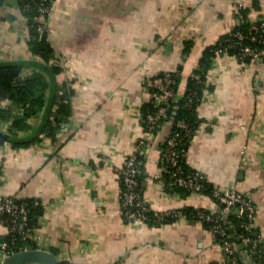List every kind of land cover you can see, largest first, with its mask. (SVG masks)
Listing matches in <instances>:
<instances>
[{"label": "crops", "instance_id": "obj_1", "mask_svg": "<svg viewBox=\"0 0 264 264\" xmlns=\"http://www.w3.org/2000/svg\"><path fill=\"white\" fill-rule=\"evenodd\" d=\"M263 17L264 0H55L48 36L55 50L51 63L62 71L50 79L42 113L19 136L41 134L56 88L73 79L70 116L53 137L29 147L0 146L1 195L44 205L37 216L40 247L65 264H227L205 224L125 221L119 172L145 133L140 115L150 96L144 79L180 69L182 97L209 46L244 19ZM28 40L19 0H0V62H41ZM27 64L24 74L37 66ZM207 80L212 89L197 107L201 121L187 161L214 186L251 196L264 239V64L220 56ZM172 125L162 124L146 153L145 200L162 211L216 207L209 195L164 194L156 176ZM242 258L258 264L245 251Z\"/></svg>", "mask_w": 264, "mask_h": 264}, {"label": "built area", "instance_id": "obj_2", "mask_svg": "<svg viewBox=\"0 0 264 264\" xmlns=\"http://www.w3.org/2000/svg\"><path fill=\"white\" fill-rule=\"evenodd\" d=\"M53 5L48 6L46 0H41L39 3L38 10L40 14L36 17V20L39 21L38 30L42 33H49ZM28 7L25 4L22 10H28ZM239 8L240 6H237V9ZM228 35L226 38L228 44L217 50V57L231 56L241 61L249 60L264 64V18L252 22L246 29L232 30ZM235 47L238 50L231 53V50ZM55 60L52 59V62L55 63ZM23 73H25L24 70ZM174 83L175 80L170 72L150 75L144 79L145 89L150 99L154 101L156 110L147 113L141 112L140 117L145 127V133L137 141L134 152L128 156L124 166L120 169L119 173L124 182V187L121 188L119 197L121 214L125 221L147 223L148 220H152L155 223H159L170 215L169 211H172L171 213L173 214L171 215L176 214L178 216L175 221L185 219L202 224L208 222L209 229L216 238H220L218 240L225 250L227 264H242L238 255L239 245L230 238L231 235L229 234L228 218L231 214H234L238 219L246 217V221L239 226L242 229L239 232V238L241 244L247 248V254L251 257L257 252L264 254V239L260 232L258 238L253 237L248 232L260 229L258 211L250 195L240 192L236 187L221 188L214 186L213 194L209 196L215 202L216 207L210 209V212H206L202 208H196L195 211L189 214L183 210L184 208L168 211L153 209L140 193L139 175L142 172L141 167L146 164V160H144L147 155L146 153L153 144L158 126L162 123L161 121L167 113L170 99L175 95L172 87ZM187 97L188 102L186 105L191 106L194 94H190ZM10 103L11 100L9 99L0 100V108H7ZM22 112V109H17V113L22 114ZM36 119L37 117H32L30 123H35ZM10 124L11 121L0 118V131L9 134ZM176 124L177 127L190 131L184 119H179ZM178 143H180L179 133H171L166 138L167 147L165 152L161 151L160 161L162 163L160 164V172L157 174L156 179L162 183L164 194L168 195L172 193L166 189L167 185L178 184L188 188L192 193L197 195H208L203 191L205 188V174L200 171L195 173L184 171L183 165L180 162L182 149L176 148ZM8 144L11 143L9 141L1 143L0 139V146ZM183 156L187 158V151L183 152ZM2 167L3 162L0 161V183L4 179ZM165 172L170 175L169 181L164 178ZM207 180L209 179L207 178ZM150 210H153L154 214L149 215L148 212ZM27 213L28 209L24 202L18 203L15 196L1 195L0 193V227L6 229L5 234L0 233V253L3 256L22 250L20 249L22 247L20 242L24 241V239L33 238L38 243L36 231L32 232L28 228ZM230 228H235V226ZM260 244H262V247ZM259 247L263 248V250H259ZM259 264H264V262H260Z\"/></svg>", "mask_w": 264, "mask_h": 264}, {"label": "trees", "instance_id": "obj_3", "mask_svg": "<svg viewBox=\"0 0 264 264\" xmlns=\"http://www.w3.org/2000/svg\"><path fill=\"white\" fill-rule=\"evenodd\" d=\"M41 0H19L20 5L27 4L28 10H24V14L28 20L29 25V40L28 45L29 49L33 55L37 56L41 59L40 65L33 67V72L29 74H24L23 70L27 66H29L26 62H7L0 63V100L9 99L11 100L10 105L7 108H0V118L3 120L11 121L9 135L13 136V138H3L0 136L1 143L5 141H9L14 146H24L29 147L33 143L41 141L45 136H55L61 126L68 121V118L71 113V97L74 94L73 88V79L65 80L61 82L59 86L56 88L54 95V103L55 106L51 109V113L48 114L44 124L42 125L41 134L34 136L30 139H24L19 136V132L27 130L31 128L30 119L32 117H39L42 113L44 106L46 105L47 94L49 91V87L51 84L50 79L52 77H57L61 71L62 67L51 63L52 59L55 57L54 47L49 39L47 33H42L38 30L39 21L36 20V17L40 14L38 10V6ZM55 0H46V4L48 6H52ZM248 10L246 8L242 9V13L246 16ZM264 18V17H263ZM248 19H244L243 22L236 27V29H246L249 27L251 22H247ZM229 35H223L220 37L216 44L209 46L204 55L200 60V65L198 70L188 79L187 88L184 95L181 97L178 95L179 84H180V69L177 71L170 72L172 77L175 80V83L172 85L175 95L170 99L168 104V110L165 117L162 119V123L158 126V131L161 129V126L166 121H172V129L171 133L178 132L179 133V142L176 146L178 149H182V156L180 158V162L183 165L184 171L187 173H195L197 170L192 168L185 156H183V152L188 150L189 144L191 143L192 137L194 133L198 129L200 125L201 119L198 116L197 107L204 98L206 92L212 89L210 83L207 80V71L211 68L214 63V60L217 57V50L224 47L228 42H226V38ZM232 49V48H231ZM238 50V48H233L231 53H234ZM249 62V60H245ZM42 64V65H41ZM159 74H163L159 73ZM198 75V76H197ZM194 94V100L191 106L186 105L188 102V95ZM17 109H22V114L17 113ZM156 110L155 103L152 99H149L146 103L142 105V112L147 113ZM179 119H184L190 131L185 128L177 127V121ZM169 134V135H170ZM166 140L162 145V152L166 150ZM146 160V158H144ZM162 162L160 161V164ZM141 174L139 175V189L140 193L144 197V189L143 183L145 179V164L141 167ZM165 180H170L169 173H164ZM205 188L204 192L208 195L213 194L214 184L207 180L205 175ZM122 187H124V182L121 177ZM166 189L170 192L175 191H186L188 193H192L186 187L175 184L171 186H166ZM145 199V198H144ZM18 203L24 202L27 206L28 213L26 214V219L28 221V228L35 232L37 230V216L42 214L44 210L43 203L36 198L32 199H17ZM149 205V204H148ZM150 206V205H149ZM151 207V206H150ZM195 207L188 206L183 210L187 213H191L195 211ZM206 212H210L208 208H202ZM170 215L166 217V219L162 222L155 223L152 220H148L147 223L154 226H161L167 222H174L178 216L171 215L172 211H169ZM150 214H154L153 210H150ZM228 226H229V234L230 238L238 243L239 250L238 255L242 264H248L243 261L242 251H247V248L241 244V240L239 238V232L242 231L239 226L246 221V217H242L238 219L234 214H231L228 218ZM162 223V224H161ZM209 227L208 222L204 223ZM235 226V228H230ZM236 230V231H235ZM250 235L255 238H258L259 230L248 231ZM220 239V238H217ZM20 244L22 247L20 249L25 248H33L39 247L37 242L33 240V238L24 239ZM262 247V244H260ZM259 247V250H263ZM56 253L55 251H53ZM247 253V252H246ZM254 261L258 264L260 262H264V254L262 252H257L253 257ZM60 264H65L60 262Z\"/></svg>", "mask_w": 264, "mask_h": 264}, {"label": "water", "instance_id": "obj_4", "mask_svg": "<svg viewBox=\"0 0 264 264\" xmlns=\"http://www.w3.org/2000/svg\"><path fill=\"white\" fill-rule=\"evenodd\" d=\"M11 1V0H8ZM25 62V61H24ZM7 63V62H0ZM32 65H40V62H26ZM42 65V64H41ZM3 138H13L8 133L0 131ZM0 264H60V259L52 250L44 247H33L18 250L12 254L4 255Z\"/></svg>", "mask_w": 264, "mask_h": 264}]
</instances>
